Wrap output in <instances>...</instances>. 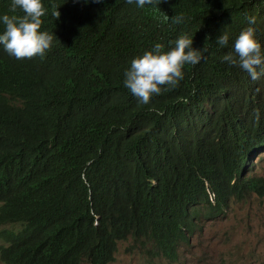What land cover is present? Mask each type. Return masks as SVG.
I'll use <instances>...</instances> for the list:
<instances>
[{
    "label": "trees",
    "instance_id": "trees-1",
    "mask_svg": "<svg viewBox=\"0 0 264 264\" xmlns=\"http://www.w3.org/2000/svg\"><path fill=\"white\" fill-rule=\"evenodd\" d=\"M42 3L41 31L53 34L45 55L18 60L0 45L1 262L108 264L127 239L174 261L194 220L264 196V177L246 175L264 150V75L222 59L246 17L264 57V0ZM10 6L0 0V15ZM181 34L204 58L140 103L125 70Z\"/></svg>",
    "mask_w": 264,
    "mask_h": 264
},
{
    "label": "clouds",
    "instance_id": "clouds-1",
    "mask_svg": "<svg viewBox=\"0 0 264 264\" xmlns=\"http://www.w3.org/2000/svg\"><path fill=\"white\" fill-rule=\"evenodd\" d=\"M92 2L102 3L103 0H92ZM134 2L140 8H144L145 5L158 8L160 0H126L128 4ZM18 10L23 14H17ZM45 14L46 9L42 0H11L9 13L0 15V22L4 25V30L0 34V45H3L10 56L20 60L45 55L53 41V34L41 31L42 17ZM53 15L59 19L60 12L56 10ZM164 19L167 21L169 17L165 15ZM246 19L248 26L239 32L234 41L233 51L225 54L222 59L246 71L253 80H256L264 75V69L257 71V68L264 64V57L253 26L255 17H246ZM183 20V14L171 17V21L175 24ZM228 42L227 32H223L217 39V43L221 46H226ZM192 45L193 36L187 34H181L174 41V46L167 51L162 44H155L151 51H145L141 56L131 60L130 67L124 72V86L138 98L140 103L148 104L154 95L161 94L165 86L169 89L176 87L184 78L183 70L186 66H195L204 58L207 49H194Z\"/></svg>",
    "mask_w": 264,
    "mask_h": 264
},
{
    "label": "rangeland",
    "instance_id": "rangeland-1",
    "mask_svg": "<svg viewBox=\"0 0 264 264\" xmlns=\"http://www.w3.org/2000/svg\"><path fill=\"white\" fill-rule=\"evenodd\" d=\"M251 164L246 175L264 177V150ZM5 227L0 224V231ZM131 243L119 242L108 264H264V196L251 193L242 200L231 199L220 216L194 220L193 232L174 261L150 256Z\"/></svg>",
    "mask_w": 264,
    "mask_h": 264
}]
</instances>
